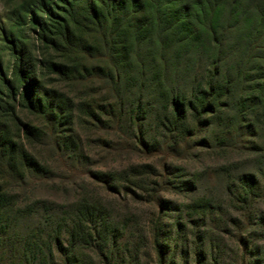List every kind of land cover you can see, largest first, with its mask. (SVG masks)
I'll return each instance as SVG.
<instances>
[{
	"label": "rangeland",
	"instance_id": "obj_1",
	"mask_svg": "<svg viewBox=\"0 0 264 264\" xmlns=\"http://www.w3.org/2000/svg\"><path fill=\"white\" fill-rule=\"evenodd\" d=\"M70 2L0 0L1 101L9 90L4 76L11 79V85L20 86L13 74V53H29L25 70L34 72L35 92L45 103L51 99L59 104L60 128H65L67 135V130H73L76 140L70 149L56 144L62 132L48 127V110L24 116L39 127L30 138L18 128L16 117L0 110V183L4 184L6 200L0 213V264H19L25 237L49 215L57 214L56 228L63 227L60 216L75 208L74 191L102 194L106 183L95 178L108 183L111 175L132 174L131 170L143 163L145 203L134 201L129 191L120 188L121 218L127 219L135 211L147 236L150 222L160 220L161 238L170 246L169 254L178 221L188 224L187 237L192 241L196 239L195 227L188 220H203L201 226L210 230L212 242L211 248H204L214 264H264V222L259 223L254 215L252 222L246 221L247 211H240L234 199L242 180L255 174L260 196L254 197L253 206L263 212L257 217L264 216V165L261 157L258 162L260 154L255 151L256 147L264 148V126L253 123L256 116L249 108L245 110L251 117L250 127L244 128L236 119V107L224 109L218 105L212 127L185 128L192 131L183 134L173 146L172 141H164L162 125L167 117L174 118V106L169 105L173 97L179 102L177 108L187 102L198 103L200 95L196 91L204 86L216 56L217 66L223 70L221 81L227 80V74L232 80L229 96L221 95L215 103L225 100L235 106L241 93L254 85L251 78L264 76V26H259V37L250 50L244 48L241 40L253 25L250 21L258 19L253 6H263L264 0H235L238 10H251L242 15L230 12L225 0L216 9V23L206 19V26L195 24L194 30L192 26L182 30L185 48L178 35L167 37L169 31L162 29L160 20L163 15L169 16L163 13L172 8L160 0H120L129 18L117 21L108 16L99 25L84 15L81 3L73 8ZM101 4L100 10L105 11ZM70 10L77 13L68 19L65 31L61 19ZM245 17L249 21L243 20ZM137 23L143 25L140 32L134 30ZM222 28L226 29V45L216 55L214 48L203 45L202 38L219 36ZM123 30L132 34L125 42L119 34ZM60 36L68 37V41H61ZM123 49L128 51L129 62L136 69L133 73L115 69L126 60L118 62L116 55ZM237 70L240 74L235 77ZM137 100L141 109L132 112V103ZM7 102L12 106L10 98ZM193 120L190 117L188 125L194 126ZM170 132L174 135V131ZM188 182L192 184L189 187ZM161 200L163 204L168 200V207L176 205L179 209L160 210ZM204 205L209 213L205 220L195 213ZM129 224L128 233L134 230L131 221ZM244 238L249 240L248 245L242 242ZM190 248L195 250L193 245ZM176 255L177 264H184L179 249ZM146 258L149 259L145 256V261ZM191 258L196 255L190 257L189 264Z\"/></svg>",
	"mask_w": 264,
	"mask_h": 264
},
{
	"label": "trees",
	"instance_id": "obj_2",
	"mask_svg": "<svg viewBox=\"0 0 264 264\" xmlns=\"http://www.w3.org/2000/svg\"><path fill=\"white\" fill-rule=\"evenodd\" d=\"M148 1L149 0H147V3H149ZM223 2L225 3V0H160V3H167L172 8L170 12L163 13H169V16L163 15L160 20V22H162V29L165 28L169 31L166 33L167 37L178 35L182 47L185 48L186 42L183 41L184 36L181 35L182 30L186 29L187 26H192V30H194L195 24L206 26V19L211 23H216L218 19L216 9H220ZM80 3L82 4L81 7L84 15H89L92 20H95L97 25H99L102 19L106 20L108 16H111L117 21H121L123 17L129 18V12H124V7L120 0H71L70 2L72 7L74 5L76 7ZM99 3H102L101 6H103V9L105 8V11L100 10ZM132 3L134 4V1H132ZM234 3L235 0H227L226 4L230 12L242 15L251 11L249 7H246V9L240 8V10H238ZM255 10V15L258 19H256V21H250V23L253 24L251 29L241 38L244 48L249 50L252 47V43L259 37V33L257 32L259 31V26H264V2L263 6L254 5L252 12ZM65 13L67 16L62 18L61 21L64 24V30L68 31V19L71 18L72 20V15L77 13V11L70 10ZM135 13L137 12L135 11ZM243 20L247 21L248 19L245 17ZM142 27L143 25L137 23L134 30L140 32L141 29H143ZM206 31L207 33L209 32L208 27H206ZM225 31L226 29L222 28V33L219 36L210 38L203 37V45L214 48V52L218 55L225 49ZM119 34H121L120 36L123 42L128 41L132 37L129 30H123ZM41 37L43 38V36ZM60 37L61 41H68V37ZM160 37L161 36H158L157 40L159 44H161L162 40ZM53 43L55 44V41ZM13 54L15 55V64L12 68L13 74L15 75L14 77L17 78V82L20 83V86L15 87L16 84L11 85V79H8L6 76L3 77V81L9 90H6L7 92L4 94L6 99L4 101L0 99V110L7 113L10 112V115L16 117L17 123L19 124L18 128L22 129V133L26 138H30L33 133H35V128L39 127L25 120L24 116L28 114L33 115V113H45L48 110L47 113L49 116L47 117V122L50 124L48 127H51L53 131L57 130L59 133L62 132L61 135L57 137L58 141L56 144L70 149L72 145H76V140L73 139L72 136L73 130H67L70 133L67 135L66 132H64L66 129L60 128L61 121L59 119H61V111L59 104L54 103V100L51 99L47 100L45 103V100L34 90L36 85L33 80V78H35L34 72L25 70L26 59L30 57L29 53L15 52ZM197 54L200 55L201 53L197 52ZM244 54L243 52V55ZM116 55L118 57V62L124 61V59L126 60L123 62V66L118 64L119 66H116L115 69H128V71L132 73L133 69L136 71L129 62V53L127 50H118L116 51ZM217 58L218 56L212 58V66L208 78L204 81V86L202 87L200 85L199 90L196 91V93L200 95L197 104L194 105L192 102L181 103V108H177V104L179 103L178 100H175L174 97L172 100H169V105L174 106L175 114L173 113V120L167 117L166 121L162 123L163 130L165 131L163 135L164 141L168 142V140H170L172 141V145L176 146V144L180 142V137H182L183 134L186 136V134L188 135L192 131L188 129L187 132L184 130L185 128L202 129L212 127L213 119L217 118L216 112L218 111L215 107L218 105H222L224 109H227V107L232 108V106L236 107V119L243 124L244 128L250 127L248 121H251V117L249 113H246L247 110H245L249 108L256 116L253 119V123L264 126V76L257 75L251 78L254 85L252 87L248 86V90L242 92L243 94L241 93L243 96L238 101L236 99L235 106L233 102H230L231 104L228 102L229 105L225 100H218L216 101L217 103H215V99L219 98L221 95L229 96L232 80L230 74L228 75L226 73L228 77L227 80H225V82L221 81L223 78V70H220L219 66H217ZM238 74H240L239 70L236 71L235 77ZM247 94L249 95L245 96ZM7 98H10L11 102H13L10 107ZM66 100L69 101V99ZM2 103H4V106ZM132 107V112H136V109H141L138 100L136 103H132ZM258 110H261L260 114ZM190 111L192 113L188 114ZM190 117L194 118L193 125L195 127L188 125L187 121ZM134 118H136L135 115L133 116V119ZM69 123H73L72 117ZM170 131H174V135H172ZM139 136L141 139L142 134ZM214 139H216V137H214ZM141 143L142 145L144 144L143 140ZM145 145L148 146L146 143ZM3 146L7 149L6 144ZM3 151L5 150L3 149ZM255 151L260 154L258 162L261 161V157V164L264 165V148L256 147ZM131 173L132 174L128 175L123 174V176L119 174L114 176L113 174L108 178V183L105 182L103 178H95V176H93L96 181L106 183L103 187L104 192L102 194H95L94 192L88 191L80 194L81 192L77 193L74 191L73 196L77 199L73 202L74 204H72V206L75 208H70L69 212H62L60 216V222L63 227L59 225L56 228L57 218L55 215L57 214H51L48 218L46 217L42 224L37 225L34 230L25 237L19 264H177L176 254L178 249L180 250L181 260H183L184 264L191 263L190 257L194 255H196V258H191L192 264H214L213 258L210 257L211 255L208 256L209 254H207L204 248L205 245L207 248H211L212 242L208 236L210 230H208V228H202L201 226L200 222L203 220H195L192 217L188 220L189 223L195 227L194 233H196V239L192 241L187 237L188 232H186V230L188 224L186 225L178 221L177 234L172 240L171 253L169 254L170 246L165 244L161 238L163 231L160 220L156 223L150 222L151 226L148 232L149 235L147 236L145 235L144 226L139 225L141 222H139V218L135 211L132 212L127 219L120 217L121 214L119 210L122 208L120 206V200L122 199L119 195L120 188L129 191L133 195L132 198L134 201L145 203V181L143 177V175H145V163L135 166L133 170H131ZM246 178L247 179L242 180L243 185L241 184L234 196L235 203H237V208L240 211H247L245 215L246 221L252 222L254 215L256 219L259 218V223H263L264 216L259 215L257 217L258 214L263 213L261 208L253 206L256 203L254 197L260 196L257 194L259 179L255 174L249 175ZM187 184L188 187L192 185L190 182ZM135 190L142 191L144 194H137ZM4 197L5 187L2 182L0 183V213H3L2 208L6 201ZM116 197L118 198L117 200ZM166 202L168 203V200H165L163 204L161 200L158 204V208L160 210H164V208L166 210L179 209L176 205L173 206V208L168 207ZM125 206L127 207V203H125ZM195 213L201 216L200 219L209 216L205 205L204 208H199V210L196 209ZM129 221L134 225V230L128 233L127 226L129 228L131 227ZM197 221L198 223H196ZM242 242L247 245L250 243L249 240L245 238ZM178 243H180V246H178ZM190 245H193V247L195 246V250L190 248ZM145 256L149 258H146V261ZM199 258L201 260H199Z\"/></svg>",
	"mask_w": 264,
	"mask_h": 264
}]
</instances>
